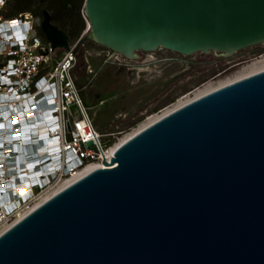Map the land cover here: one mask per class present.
Returning <instances> with one entry per match:
<instances>
[{"label": "water", "instance_id": "95a60500", "mask_svg": "<svg viewBox=\"0 0 264 264\" xmlns=\"http://www.w3.org/2000/svg\"><path fill=\"white\" fill-rule=\"evenodd\" d=\"M97 42L232 55L264 43V0H85ZM53 47L68 34L44 9ZM92 143V140L89 141ZM0 234V264H264V69L121 142Z\"/></svg>", "mask_w": 264, "mask_h": 264}, {"label": "built area", "instance_id": "2783aa9c", "mask_svg": "<svg viewBox=\"0 0 264 264\" xmlns=\"http://www.w3.org/2000/svg\"><path fill=\"white\" fill-rule=\"evenodd\" d=\"M7 2L0 5V234L60 181L111 159L117 143L103 139L78 86V43L53 47L38 35L39 16L5 15Z\"/></svg>", "mask_w": 264, "mask_h": 264}, {"label": "rangeland", "instance_id": "374dc122", "mask_svg": "<svg viewBox=\"0 0 264 264\" xmlns=\"http://www.w3.org/2000/svg\"><path fill=\"white\" fill-rule=\"evenodd\" d=\"M37 23L39 37L48 42L41 17ZM89 30L88 16L84 14L83 29L74 36L69 34L68 43H78L79 61L74 75L105 140L119 141L154 113L160 115L180 100L193 98L203 86L218 85L241 74L253 62L264 61L263 42L229 57L217 56L212 51L184 54L160 47L138 50L133 59L123 58L92 36L80 42Z\"/></svg>", "mask_w": 264, "mask_h": 264}, {"label": "trees", "instance_id": "16d2710c", "mask_svg": "<svg viewBox=\"0 0 264 264\" xmlns=\"http://www.w3.org/2000/svg\"><path fill=\"white\" fill-rule=\"evenodd\" d=\"M85 0H8L1 13L15 15L31 11L43 18L44 9L51 11L52 21L68 35L74 36L83 29Z\"/></svg>", "mask_w": 264, "mask_h": 264}, {"label": "bare ground", "instance_id": "6f19581e", "mask_svg": "<svg viewBox=\"0 0 264 264\" xmlns=\"http://www.w3.org/2000/svg\"><path fill=\"white\" fill-rule=\"evenodd\" d=\"M262 69H264V61L262 60H259V61H255L253 62L252 64L249 65V67H247L245 69V71H243L241 74L235 76L234 78H230L226 81H223V82H220L218 85H205L203 86V88H200L198 89V91L195 93V96L193 98H187V99H182L180 100L177 105H175L174 107L172 108H167V110H165L162 114L158 115L157 113H154V115H152L151 117H149L148 119L145 120V122H143L142 124H140L138 127L135 128V130H133L132 132H129L127 134H125L124 136H122L119 141H117V143L113 146L112 148V151H114L121 142L125 141L126 139H128L130 136H132L133 134H135L136 131L142 129L143 127L151 124V122H153L155 119L159 118L160 116H163L165 114H167V112L179 107V106H182L183 103L185 102H188L194 98H197L199 95H202V94H205L207 92H210L212 90H214V88H217L218 86H221V85H224V84H227V83H230V81H233V80H236V79H239V78H242V77H245L246 75L248 74H252V73H255V72H258V71H261ZM244 70V69H243ZM158 113H161V112H158ZM104 166L102 162H90L88 163L86 166H84L83 168H81L80 170H78L76 173H74L72 176H70V178H66L62 181H60L56 187L54 188V190L48 192L47 194H45L43 196L42 199H40V201H38L33 208H36L37 206L40 205L41 202H43L44 200H46L47 198H49L50 196L54 195L57 191L61 190V188L69 185L70 183H72V181H74L75 179L81 177V176H84L86 175L89 171L97 168V167H102ZM30 180V179H29ZM30 211V210H29ZM27 211V212H29ZM26 212V213H27ZM25 215V214H24ZM23 217V216H21ZM11 225V224H10ZM9 228V227H8Z\"/></svg>", "mask_w": 264, "mask_h": 264}, {"label": "flooded vegetation", "instance_id": "af4514ba", "mask_svg": "<svg viewBox=\"0 0 264 264\" xmlns=\"http://www.w3.org/2000/svg\"><path fill=\"white\" fill-rule=\"evenodd\" d=\"M215 55H217V56H221V57H229V56H231V55H229V56H226L225 54H222L221 52H219V51H216V50H213L212 51ZM234 54V53H233ZM232 54V55H233Z\"/></svg>", "mask_w": 264, "mask_h": 264}, {"label": "clouds", "instance_id": "9594fccd", "mask_svg": "<svg viewBox=\"0 0 264 264\" xmlns=\"http://www.w3.org/2000/svg\"><path fill=\"white\" fill-rule=\"evenodd\" d=\"M3 4V0H0V5H2Z\"/></svg>", "mask_w": 264, "mask_h": 264}]
</instances>
